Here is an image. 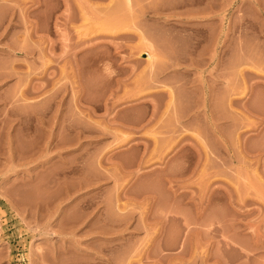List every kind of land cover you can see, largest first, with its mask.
<instances>
[{
    "label": "rangeland",
    "instance_id": "rangeland-1",
    "mask_svg": "<svg viewBox=\"0 0 264 264\" xmlns=\"http://www.w3.org/2000/svg\"><path fill=\"white\" fill-rule=\"evenodd\" d=\"M0 264H264V0H0Z\"/></svg>",
    "mask_w": 264,
    "mask_h": 264
}]
</instances>
